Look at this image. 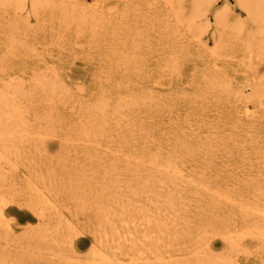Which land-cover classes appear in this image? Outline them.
<instances>
[{
  "label": "rangeland",
  "instance_id": "374dc122",
  "mask_svg": "<svg viewBox=\"0 0 264 264\" xmlns=\"http://www.w3.org/2000/svg\"><path fill=\"white\" fill-rule=\"evenodd\" d=\"M119 1L120 0L77 1V4L83 10L99 9L103 11L112 23L120 26H117V28L121 29L122 34L129 33L132 35L130 40H125L124 44L121 37L116 40L117 54H114V52L112 53L110 45H108L107 50V45L102 44V41L105 38H100L96 31L93 33L90 30H83L82 32L73 28L74 26L62 28L59 27L55 21H52L51 23L48 16L43 19L44 21L42 20L38 22L31 15L29 8L19 12L17 11V13L11 11L10 13L5 14L1 21L0 64L3 66L2 76L4 80H10L13 78L23 82L27 81L28 83L31 82L32 78L35 76L41 75L40 73L45 74L46 72L50 73L49 71H51L52 74L56 75L55 77L59 86L63 89L65 88L71 99L68 101L69 105L68 103L63 102L59 105L60 107L63 106L61 107L62 109L57 108V116H60L58 121H61V125L63 126L57 127L59 130L55 128V132L58 133L57 137L49 134V136H47L46 125L36 122L34 112H30L32 114L28 116V120L32 124L33 132L42 135H39L38 137V135L33 134L30 139H26L24 143L14 141L16 152L18 151L15 153V158L14 156L10 157L9 166L2 164L0 167V185L2 184L1 193L4 196L5 202H8V204L6 203L7 206L3 207V212L6 218L5 224L9 226L10 231L8 232L5 227H0V264H87L89 258L88 254L95 246L98 247L97 242L102 233L100 232V228H97L99 226L95 222L91 207L87 205L89 202L84 204L81 203L82 201L80 199V202L78 201L76 203L77 205L72 203L73 201L70 198V193H68L70 192V189L67 190L68 187L65 186L70 185L69 188L73 185L81 186L80 189L86 188L88 191L92 186L95 190V182H100V178L104 176V173H108L112 169L111 172H113V178H115L114 173L119 174L117 177L119 180V186L116 188L119 204H126L128 201V195L130 196L129 192H131L132 189L135 191V188H138L134 184V180L137 176H140L136 170L133 171L136 169V166L133 165L134 169L133 166L130 168L132 172L130 169V172H126V163L123 165V156L110 159L111 156L108 154L103 157H101V155L94 156L92 154L93 156L89 158L84 154V147L88 145L78 143L77 141L70 142L67 140L64 142L61 135L68 130L69 124L67 122H69L72 116H74L72 113L75 114L76 108L74 107H77V102H79V100L80 102H92V97L94 100V97L96 98L98 95L97 93L102 92L107 95L113 94L115 90L118 89V81L123 83L122 89L130 93L132 96L141 98V101L139 102L140 105L138 103V105L131 110L132 113L128 114L129 118L132 117V115L133 118L128 119L129 121H123L121 125H131L129 126L130 129L129 127L126 128L127 130L123 127L125 134H128L127 136L125 135L126 141L128 142L127 148L124 150L125 155H130V153L126 152H130L132 146L138 148L144 146L145 148L154 149L155 142H159L161 135H169V138L172 139V141L177 140L178 143H180V141L184 144L186 143L187 153L184 156V161H186L185 167H187L188 170L185 168L184 175H190L192 170L198 174L203 172V175L202 173L200 175L204 176L207 180L209 179L208 181L214 190L220 194L228 193L227 195L232 199L231 203H226L216 195L211 201L213 204L207 206L204 202L198 204L196 202V197L189 194V202L185 207V211L175 223L176 235L171 233L167 236L156 233L153 235L151 234L147 239H143L140 236H142L144 232L145 225L142 226L141 222H129V229L131 231L138 230L140 233L139 238L135 241L136 243L134 242L135 248L146 250L145 246L151 242L152 238V241L159 246L160 250H162L164 264H195L192 259L193 255L189 252V249L191 243L195 242L200 237V240L204 243L203 246L201 245L203 248L200 247L202 248L199 254V259L201 260L206 259L207 256H211L212 258H229L232 264H264V246H262L256 237L247 236L243 238L244 240L237 241L239 245H237L232 252L226 250L223 239L215 235V232L222 227L239 230L255 221H261L260 227L264 229V221H262L261 218H244L242 210L240 209V205L242 206L245 203L250 202L253 203V201H255V189L264 186V105L253 110L255 113L253 117L243 118L242 115H238L235 112L236 108L241 107L239 102L224 101L223 99L213 98L212 96L203 97L205 99L202 98V100H198V98L196 99L193 95L194 85L198 81L205 80L202 76L212 67V62L206 57L205 52L195 49L193 44L186 45L183 41L185 32H183L182 29H179L176 33L173 24H171L170 29L167 31L162 30L156 19V17L162 13L159 14L157 12L158 10L156 11L157 8H152L153 0H139L142 12L138 18H131L133 21H129L128 23L127 21H117L116 17L119 15L122 6V3L120 4ZM225 7H229L232 10L230 14H232L233 17H237V15H243L242 17H244L243 13L240 14L242 11H240L235 4V0H218L215 9L218 11ZM155 12H157V14H155ZM151 15L156 17L148 19ZM11 19H17L19 22L25 23V29L29 33H34L35 35L28 38L27 46H18L12 52H8L2 41L5 38L4 32L7 27L6 24H8ZM210 19L212 22V18ZM122 23L125 30L121 27ZM69 27H71V29ZM134 28H138L142 36L136 37L133 35ZM211 28H213V26H211L202 37L203 40L206 41V44H208V47L212 46L210 39L212 33ZM183 42L184 44H182ZM180 44L182 46H188L185 50L187 51L185 53L186 55L184 56L182 53L180 54V48L182 47ZM228 53H231V51L229 52V49L226 51V54ZM9 55H11V57H8ZM125 59L127 60L126 62ZM226 59H228V64L231 65H229L230 67L227 69L225 68L224 71L232 78V82L235 85H241L240 83H242L244 87L246 85L248 86V83L252 82V75H249L250 73L247 71L245 72L243 68L237 67V61L239 59ZM105 60L108 61L106 62ZM255 70V76L258 75L259 77H264V64ZM59 80L61 82H59ZM243 86L241 85L240 87ZM69 89L71 91H69ZM146 92L148 94L150 93L149 95L152 97L149 98L150 96L146 94ZM243 93L244 96H248L250 93L249 88H245ZM90 94H92V97H90ZM152 94H154V96ZM87 95L88 97L86 98ZM114 98L115 97H113V99ZM153 98L156 99V101L152 100ZM148 99L149 102L151 101L150 104ZM146 104L149 106H145ZM72 105L75 106L73 107ZM37 106H39L38 108L42 107L40 103H37L36 107ZM42 113L38 110L39 116ZM135 115L137 118L134 117ZM61 119H64V122ZM65 123L67 124L65 125ZM35 125L37 130L35 129ZM191 125L193 128L196 127L194 131L192 130L193 128L190 127ZM253 125L255 127H253ZM157 126L159 127L157 128ZM131 130H134V132L131 133ZM58 131L61 132L59 133ZM180 133H182V135ZM193 135L194 138L192 137ZM128 136L130 138H128ZM186 136H190V138ZM208 137H210L209 140H207ZM131 138H134V141L131 140ZM33 139L35 140L33 141ZM72 139L76 138L72 136ZM212 139L214 140L213 144H211ZM58 141L64 144L62 145ZM200 141L202 142L200 143ZM205 142H208V144ZM27 143L29 146H27ZM130 144L133 145L131 146ZM17 145H20L21 147ZM71 145L72 147H70ZM79 145L83 146V149ZM63 147L65 149L68 148L66 151L69 152L65 154L66 151ZM76 147L77 149H75ZM189 147H192L191 150ZM209 147H211V149ZM59 148H61V150ZM76 150L78 152H75ZM71 152L72 154L69 155ZM192 153H194L193 156L191 155ZM208 153H210L211 156ZM58 155H61V159H59ZM66 155L68 157H66ZM93 157L96 159H93ZM19 158L23 160L21 161ZM97 158H99L100 161ZM115 159V162H118V164H115ZM56 162H59L60 164ZM98 169L100 172H98ZM105 169H109L110 171H105ZM1 171L3 173H1ZM86 171L87 173H85ZM57 172L59 175L61 174L60 177ZM62 175H64V177ZM83 177L87 181L84 179L81 180ZM51 179H54L55 181H52ZM74 179H77V182L74 181ZM198 179H200L199 176H197V180ZM28 180L31 181L32 184L34 183L33 185H35L38 190H41L42 192L45 191V196L53 202L54 213L56 216L53 217L52 220L49 221L48 226L45 227H49V230L55 229L57 218L60 215L62 221L64 220L66 223L70 224H68V226H70L71 231L68 232L65 230L68 232L67 235L63 229H60V232H58L61 233L62 231L68 238L63 236L62 233L59 234L54 231L51 232L49 236L47 235L43 238L40 243L38 242V246L36 245L37 241L36 239H33V236L39 233L41 227L35 220V213L31 210L30 195H28L29 191L27 190V185L29 183ZM36 180H38L39 184H37ZM91 180L94 184L91 183ZM210 180H212V182ZM62 181L66 182V184ZM46 182H48V184ZM88 185L90 187H88ZM49 186L50 188H48ZM133 186L136 187L134 188ZM63 189L64 193L62 191ZM92 190L93 188H91L89 192L92 193L94 191ZM161 193L162 191H160V194ZM58 195L62 196L61 200ZM140 197L137 198L138 200L135 203V210L153 215L156 206L150 204L149 199H145L143 194ZM65 200L68 203H66ZM58 202L60 204H58ZM70 203L75 206L73 207ZM81 204H83V207H80ZM258 204L264 206V203L261 201H259ZM68 205L70 206V209ZM80 209H83L84 211H82L85 213H82ZM206 218L210 220L211 225L205 228L206 230L204 233L197 238L188 237L186 235V231L189 228L196 231L200 225L206 224ZM164 222L168 224L167 220H164ZM231 224H233V227ZM235 226H238L239 228H236ZM57 233L59 234V237ZM60 235L62 236V240L60 239ZM63 239H65V246H63ZM59 240H61V242ZM67 241H70L71 243L69 242V244ZM59 242L61 245H58ZM129 245L130 242L125 244L127 247H129ZM205 245L207 246L206 248ZM125 246H118L116 243L113 246V248L115 247V250L110 248L113 250L112 252H110L111 250H108V252L114 253L119 257L123 253L121 249H127ZM144 252H146L148 256L147 250Z\"/></svg>",
  "mask_w": 264,
  "mask_h": 264
},
{
  "label": "bare ground",
  "instance_id": "6f19581e",
  "mask_svg": "<svg viewBox=\"0 0 264 264\" xmlns=\"http://www.w3.org/2000/svg\"><path fill=\"white\" fill-rule=\"evenodd\" d=\"M77 1L78 0H0V24L5 14L10 13L11 11L17 13V11L19 12L26 8H29L31 15L38 22L42 21L46 16H48L50 18L49 21L51 23L52 21L53 22L55 21L57 25L62 28H66L68 26H74L73 28H76L78 31H82V32L83 30H90L93 33L96 31L98 36H100V38L101 37L105 38L102 41V44L107 45V50H108V45H110L111 46L110 50L112 51V53L114 52V54L115 53L117 54V51H116L117 41L116 40H118V38L121 37L123 40V44H124L125 40L126 41L128 39L130 40V37H132V35L129 33L122 34L121 29L117 28V26L118 27L120 26L116 25L115 23H112L110 19L107 18L106 13H104L103 11L99 9L98 10H83L77 4ZM119 2L120 4L122 3V6L119 11V15L116 17L117 21H127L128 23L129 21H133V19L131 18L133 17L138 18L141 15L142 11H141V5H140L139 0H122V1L120 0ZM217 3H218V0H153L152 8L153 9L157 8L156 11L158 10L157 12L159 14L160 13L162 14L158 15L157 17L151 15L148 19H152L156 17L160 28L165 31L170 29L171 24H173V27L175 28L176 33L178 32L179 29H182V31L185 32V35H184L185 37L183 41L186 43V45L193 44L195 46L194 47L195 49L205 52L206 57L212 62V67L202 76L205 80H203L202 78L203 81H198L194 85L193 95L195 96L196 99L198 98V100H202L203 97L212 96L213 98L223 99L224 101L225 100L229 102L234 101L235 103L239 102L241 104V107L235 109L236 114L242 115L243 118H251L255 115L253 110L256 109L257 107H262L264 105L263 104L264 103V77H259L258 75L255 76V72H256L255 69L264 64V0H235V4L240 9V11H242L240 12V14L243 13L244 17H242L243 15H237V17H233L232 14H230L232 10L229 7H225L224 9L217 11V9H215V6L217 5ZM157 12H155V14H157ZM210 18H212V22ZM6 25L7 27L5 28V32H4L5 38L2 42L5 44L8 52H12L18 46H27L28 38L30 36L35 35L34 33H29L25 29V23H21L17 19H11ZM211 26H213V28H211L212 33L210 37L212 46L208 47V44H206V41H204L202 37H203V34L206 33ZM121 27H123V23ZM69 28L71 29V27ZM123 29L125 30L124 27ZM133 35H135L136 37L142 36L138 28H134ZM23 41H26V42H23ZM184 42L182 44H184ZM134 43H135V40H134ZM186 45L182 46L180 44V46H182L180 48V54L182 53L183 56L186 55L185 53L187 52L185 51L188 48V46ZM228 49H229V52L231 51L230 54L229 53L226 54V51ZM8 57H11V55H9ZM226 58H229V60L239 59L237 61V67L243 68L245 72L247 71L250 73L249 75H252V82H249L248 86L246 85L244 87L243 84L240 83L243 86V87H240L241 85L239 84L235 85L232 82V78L229 77L228 73L224 71L225 68L227 69L228 67H230L229 65H231V64H228V59ZM126 61L127 60L125 59V62ZM2 68L3 66L0 64V167L2 166V164L3 165L6 164L7 166L9 164V159H11L10 157L14 156L15 158V153H17L18 151L16 152L14 141L24 143L26 139H30V137L33 134H36L35 132H33L32 124L28 120V116L32 114L33 112L36 117L35 121L46 125L47 136L51 135V136L57 137L58 133L55 132V128L63 127L61 125V121H58L59 120L58 118H60V116L59 115H58L59 117L57 116V112H56L58 111L57 108L63 107V106L60 107L59 105H61V103L63 102L68 103V101L71 99L68 92L65 90V88L63 89L61 86H59V84L57 83V79L55 77L56 75L52 74L51 71H49L50 73L46 72L45 74L40 73L41 75L35 76L34 78H32L31 82L27 83V81L23 82L21 80H17L13 78L10 80H4L2 76L3 74ZM59 82L61 81L59 80ZM122 86H123V83L118 81L117 82L118 89H116L113 94L107 95L102 92L97 93L98 95L96 96V98L94 97V100H93L92 94H90L91 96L90 95L89 96L92 97V100H91L92 102H87V101L80 102L79 100V102H77L78 103L77 107L75 106L76 104L74 103L75 107L73 105L72 106L76 108L75 109L76 112L75 114L70 112L74 116H72L69 122H67L69 124L68 130L67 131L65 130L66 132L61 135H62V139H64L63 140L64 142H66L67 140L70 142L77 141L78 143L88 145V146L85 145L86 147H84V154H86L87 157L89 158H91L93 155L94 156L101 155V157H103L106 154L111 156L110 159L123 156L124 157L123 165L126 163L125 164L126 172H128L129 169L133 165L136 166V169H134V166H133V169H134L133 171L136 170L140 176H137V178L134 180L135 182L134 184L139 189L137 188L138 189L137 190L135 188L136 186L135 187L133 186L135 188V191L133 189L131 190L130 188L131 192H129L130 196L128 195V198H127L128 201L126 200L127 201L126 204H123V203L119 204L118 202L119 198L117 199V192H116V188L119 186V183H118L119 180L117 178L119 174L114 173L115 178H113L114 177V176L112 177L113 172H111L112 169L111 171L109 169L108 170L105 169V171L107 170V171H110L111 173L110 172L104 173V176L100 178V182L98 181V182H95L94 184L91 180V183H93L96 186L95 190H94V187L91 186V188H93L94 190V191L92 190L93 191L92 193L89 192L91 188L89 189V191L85 188L87 190L86 191L84 188L80 189L81 186L79 187V186L73 185L72 187L69 188L70 185H68L65 187H68L67 190L70 189V192L68 193H70V196H71L70 198L73 201L72 203L76 204L78 201L80 202V199L82 201L81 203L86 204V202H89L87 205L91 207V211L94 215L95 222L99 226V227L97 226L96 227L98 229L100 228V232L102 233L101 237L99 236L100 237L99 241L97 240L98 247L95 246L93 249L91 248L92 250L88 254L89 258L87 260V264H153V263L164 264L162 250H160L159 246L155 242L152 241V238H151V242H149V244L145 246L148 252V256H147V253L144 252L146 250H139L135 248L134 242L137 241L140 233L138 232V230L131 231L128 227L129 222H132V223L141 222L142 226L145 225L144 232L142 236H140L143 239H147L151 234L153 235L156 233H158L159 235L163 234L167 236H169V234L171 233L176 235L175 223L180 219L181 215L185 211V207L187 203L189 202V197H188L189 194L196 197V202L198 204H201L204 202L207 206L213 204L211 203V201L214 197H216V195H218V197L223 199V201L226 203H231L232 199L229 197V195H227L228 193L220 194L216 190H214V188L211 187L208 181L209 179L207 180L204 176H202L203 172H201L202 175H200L201 173L198 174L192 170L190 175L192 174V172L193 174L191 176L184 175L185 174L184 170L185 168L187 169V167H185L186 161H184L185 159L184 156L187 153L186 152L187 148L185 145L186 143L184 144L181 141L180 143H178L177 140L172 141V139L169 138V135L168 136H166V134L165 136L161 135L159 138L160 139L159 142H155L156 144L154 146V149L145 148L144 146H142V148H138L136 146L133 147L132 146L133 144H130L132 146L130 148V152L129 151L126 152V153H130V155H125L124 150L125 148H127V143H128L126 141V136L128 134H125V130H127L126 128L131 125L129 124L126 126H121V125L123 121H129L128 119L133 118V115L132 117L129 118L128 114L132 113L131 110L135 106L138 105V103L141 101V98L137 96H132L130 93L122 89ZM247 87L249 88L250 93L248 96H244L243 90ZM69 91L71 90L69 89ZM146 94L148 93L146 92ZM152 95L154 96V94ZM87 97L88 95L86 96V98ZM113 97L115 98L113 99ZM151 97L152 96H150L149 98ZM152 100L156 101V99L154 98ZM148 102H149V99H148ZM37 103H40L42 107L41 108H38L39 106L36 107ZM145 106H149V105L146 104ZM263 109H264V106H263ZM38 110H40L41 113L43 112L42 114H40V116L38 115ZM134 117H136V115ZM67 123H65V125ZM123 127L125 130H123ZM158 127L159 126H157V128ZM190 127H192V125ZM253 127L255 126L253 125ZM35 129H36V125H35ZM195 129L196 127L193 128L192 130L194 131ZM133 132L134 130H131V133ZM180 134L182 135V133ZM36 135H38L39 137V135H42V134L38 133ZM72 136L75 137L76 139H72ZM186 137L190 138V136H186ZM192 137L194 138V135ZM128 138L130 137L128 136ZM179 138L181 139L180 136ZM209 138L210 137H208L207 140H209ZM133 139L131 138V140ZM34 140L35 139H33V141ZM213 141L214 140L212 139L211 144H213ZM201 142L202 141H200V143ZM205 143L208 144V142H205ZM17 146H20V145H17ZM27 146H29L28 143H27ZM70 147H72V145ZM77 147L75 149H77ZM80 147H82L83 149V146H80ZM189 148L191 150L192 147H189ZM209 148L211 149V147ZM59 149L61 150V148ZM63 149L65 151L68 150V148L65 149L64 147ZM68 152L66 151L65 154ZM75 152H78V151L76 150ZM70 154H72V152L69 153V155ZM193 154L194 153H192L191 155L193 156ZM208 154L210 155V153ZM66 157L68 156L66 155ZM59 159H61V155L59 156ZM93 159H96V158L93 157ZM115 161L116 159L114 160V162ZM56 163H59V162H56ZM116 163L118 164V162H115V164ZM13 165H14V162H13ZM4 169H5V166H4ZM115 169H116V166H115ZM2 171L1 173H3ZM130 171L132 172L131 169ZM98 172H100V170ZM85 173H87V171ZM62 176L64 177V175ZM197 176H199L200 179L197 180ZM83 179L84 177L81 180ZM36 181H37V184H39L38 180ZM52 181H55V180L53 179ZM74 181L77 182V179L76 180L74 179ZM210 181L212 182V180ZM30 182L31 181H29L27 185V190L29 191L28 195H30V206H31V210L36 215L35 220L41 227V230L39 231V233L33 236V239H36L37 241L36 245L38 246L39 245L38 242L40 243V241L43 238H45L47 235L49 236L51 232L55 231L56 233L60 229L61 230L63 229L64 231L66 230L68 232L71 230H70V226H68L69 223H66L64 220L63 222L61 220L60 215L57 218V223L55 224L56 230L51 229V228H50L51 230H49V227L46 228L48 226L49 221H51L52 218L56 216L54 213L53 202H51L45 196L44 190H43L44 192H42L41 190H38L35 187V185H33L34 183L32 184L31 182L30 184ZM46 183L48 184V182ZM63 183L66 184V182H63ZM67 184H68V181H67ZM1 185H0V227H5V229L8 232H10L9 226L5 224L6 218L3 212V207L7 206L8 202H5L4 196L1 193ZM54 186H55V183H54ZM88 187L90 186L88 185ZM48 188H50V186ZM64 189L62 190L63 193H64ZM160 191H162L161 194H160ZM255 192H256L255 201L252 200L253 203L249 201L250 203H245L242 206L240 205V209L242 210V215L244 218H252V219L261 218L262 221H264V206H260L258 204L259 201L264 203V186L262 188H256ZM142 194L144 195L145 199L146 198L149 199L150 202L149 201L148 202L150 204H154L156 206L153 215L135 210L134 207H135V203L138 200L137 198H139ZM61 195H58L60 196L59 197L60 200H61V197L63 196ZM53 197H52V200H53ZM66 203L68 202L66 201ZM58 204L60 203L58 202ZM74 206L75 205H73V207ZM68 207L70 209L69 205ZM80 207H83V204H81ZM83 211L82 213H85ZM164 220H167L168 224L165 223ZM206 220H207V223L204 225H200L196 229V231H194L192 228H189L186 231V235L192 238L193 237L197 238L198 236H200L202 233L205 232L206 230L205 228L211 225L210 220L207 218ZM232 225L233 224H231V226ZM260 226H261V221L259 222L255 221L239 230L222 227L221 229L215 232V235L223 239L225 248L228 251H232L237 245H239L237 241L242 240L243 238L247 236L256 237L257 240L262 244V246H264V229ZM66 231L65 233L67 235L68 232ZM58 233H57L58 237H59V234L61 233L63 234L62 231L61 233L59 234ZM64 234L63 236H65ZM65 237L68 238L67 236ZM60 239L62 240V236ZM65 239H63V241ZM61 240L59 241L61 242ZM60 242L58 243V245L59 244L61 245ZM127 242H130L129 247L125 246ZM116 243L118 246L120 245L123 247L124 245L125 248H127L125 250L121 249L123 253L119 257H117L116 254L114 253H110L116 247L115 246L113 248V246ZM65 244L66 243L64 241L63 246H65ZM201 245L203 246L204 243L203 241L200 240V237L198 240H196L195 242H192L190 245L189 252L193 255L192 259L195 264H232L230 259L226 257L212 258L211 256L209 257L207 256L206 259L204 260L199 259V254L203 248ZM206 247L207 246L205 245V248ZM110 248H113V249H110ZM108 250L109 251L111 250V251L108 252ZM62 264H66V263H62Z\"/></svg>",
  "mask_w": 264,
  "mask_h": 264
}]
</instances>
